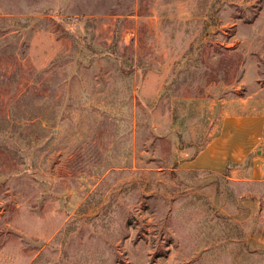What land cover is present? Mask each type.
<instances>
[{
	"label": "rangeland",
	"instance_id": "obj_1",
	"mask_svg": "<svg viewBox=\"0 0 264 264\" xmlns=\"http://www.w3.org/2000/svg\"><path fill=\"white\" fill-rule=\"evenodd\" d=\"M0 264H264V0H0Z\"/></svg>",
	"mask_w": 264,
	"mask_h": 264
},
{
	"label": "crops",
	"instance_id": "obj_2",
	"mask_svg": "<svg viewBox=\"0 0 264 264\" xmlns=\"http://www.w3.org/2000/svg\"><path fill=\"white\" fill-rule=\"evenodd\" d=\"M253 121H248V124H246V126H245V130H247L246 131V133L248 134V135H251L252 133H256L257 131H259L260 130V127L259 126H257V128H256V130L254 129V127H253ZM215 145H217V144H215ZM212 147V146H211ZM212 149L210 148V151H211ZM219 150H224V149H218V151ZM234 152H236L237 153V151H234ZM228 153H230V152H228L227 151V157H229V159H232V160H234V161H237V158L236 157H233V156H231L230 154H228ZM245 157V156H244ZM228 159V160H229ZM227 160V161H228ZM215 161H219V160H215V159H213L212 160V162H210V166H211V163H213V165H214V163H216ZM244 172H245V174L242 176V178L241 179H243L244 180V182L245 181H247V182H252V181H258V180H261L260 178H261V176H262V174H261V172H256V171H254V173H253V175H252V169L250 168V169H244Z\"/></svg>",
	"mask_w": 264,
	"mask_h": 264
}]
</instances>
